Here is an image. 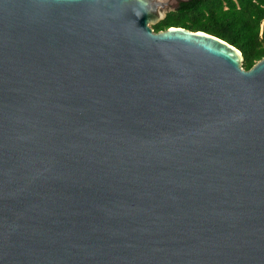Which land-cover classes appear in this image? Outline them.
<instances>
[{
  "label": "water",
  "instance_id": "95a60500",
  "mask_svg": "<svg viewBox=\"0 0 264 264\" xmlns=\"http://www.w3.org/2000/svg\"><path fill=\"white\" fill-rule=\"evenodd\" d=\"M190 1L0 0V264H264V57Z\"/></svg>",
  "mask_w": 264,
  "mask_h": 264
},
{
  "label": "trees",
  "instance_id": "16d2710c",
  "mask_svg": "<svg viewBox=\"0 0 264 264\" xmlns=\"http://www.w3.org/2000/svg\"><path fill=\"white\" fill-rule=\"evenodd\" d=\"M263 22L264 0H191L152 29L175 27L215 37L241 53L247 71L264 57Z\"/></svg>",
  "mask_w": 264,
  "mask_h": 264
},
{
  "label": "rangeland",
  "instance_id": "374dc122",
  "mask_svg": "<svg viewBox=\"0 0 264 264\" xmlns=\"http://www.w3.org/2000/svg\"><path fill=\"white\" fill-rule=\"evenodd\" d=\"M263 24H264V22H263ZM263 24H262V25H263Z\"/></svg>",
  "mask_w": 264,
  "mask_h": 264
}]
</instances>
